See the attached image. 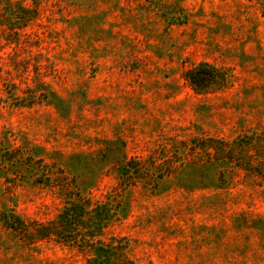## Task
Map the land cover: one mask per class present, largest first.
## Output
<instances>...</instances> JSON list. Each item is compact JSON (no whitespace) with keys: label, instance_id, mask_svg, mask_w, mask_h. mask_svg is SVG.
I'll return each mask as SVG.
<instances>
[{"label":"rangeland","instance_id":"374dc122","mask_svg":"<svg viewBox=\"0 0 264 264\" xmlns=\"http://www.w3.org/2000/svg\"><path fill=\"white\" fill-rule=\"evenodd\" d=\"M201 62L228 86L195 89ZM252 131L264 0H0V213L48 223L81 196L110 203L125 264H264V172L191 145ZM134 158L146 180L123 181ZM28 231L0 219V264H87Z\"/></svg>","mask_w":264,"mask_h":264},{"label":"trees","instance_id":"16d2710c","mask_svg":"<svg viewBox=\"0 0 264 264\" xmlns=\"http://www.w3.org/2000/svg\"><path fill=\"white\" fill-rule=\"evenodd\" d=\"M186 78L199 91L224 89L230 82L227 69L216 67L209 62H201L189 69ZM191 145L210 154L212 162L230 161L259 173L264 172V131H252L230 141L221 137H207L192 141ZM139 163L140 161L134 158L122 167L123 181L146 180L142 175L144 170L138 169ZM154 175L156 176L153 181L157 184L163 175L159 171ZM113 215L114 211L109 202L94 203L80 196L66 202L56 219L48 223L28 225L19 215L5 210L1 211L0 219L13 231L21 232L28 226L29 229L33 228V231H28L30 236L54 238L56 241L76 246L89 253L87 264H125L127 259L124 246L120 245V242L114 244L102 241L104 230Z\"/></svg>","mask_w":264,"mask_h":264}]
</instances>
